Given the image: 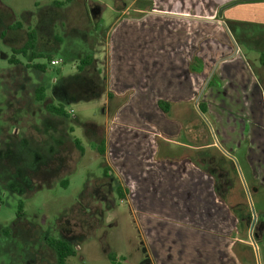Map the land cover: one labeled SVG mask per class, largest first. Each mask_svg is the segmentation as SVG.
<instances>
[{
    "label": "crops",
    "instance_id": "1",
    "mask_svg": "<svg viewBox=\"0 0 264 264\" xmlns=\"http://www.w3.org/2000/svg\"><path fill=\"white\" fill-rule=\"evenodd\" d=\"M154 1L140 17L122 12L115 19L111 39L126 48L108 46L106 81L92 55L80 68L94 76L93 95L106 94L113 114L100 143L108 169L121 180L118 189L138 210L148 256L137 261L251 264L253 241L243 237L241 208L217 181H224L221 157L230 152L255 177L264 174V46L256 65L238 44H264V0ZM151 16L153 29L131 27ZM196 20L206 33L196 35ZM159 100L170 102L167 114ZM195 101L215 121L211 130L188 117L192 110L185 106ZM91 131L99 140V127Z\"/></svg>",
    "mask_w": 264,
    "mask_h": 264
},
{
    "label": "rangeland",
    "instance_id": "2",
    "mask_svg": "<svg viewBox=\"0 0 264 264\" xmlns=\"http://www.w3.org/2000/svg\"><path fill=\"white\" fill-rule=\"evenodd\" d=\"M154 7V0H0V264H57L47 238L74 247L69 264H112L109 255L121 264H141L137 260L148 256L138 210L124 190L120 196L121 180L98 152L113 122L107 95H93L94 76L79 66L92 55L106 81L108 46L126 48L111 39L115 19L122 12L140 17ZM155 19L132 20L131 27L149 31ZM195 23L201 35V23ZM32 32L36 44L27 42ZM253 40L238 44L257 65L264 44ZM49 104L63 106L67 114L49 111ZM185 107L193 122L215 127L198 102ZM93 125L101 130L99 140ZM230 156L221 157L225 177L217 182L241 208L243 237L253 241L249 262L264 264V174L257 179L237 153Z\"/></svg>",
    "mask_w": 264,
    "mask_h": 264
},
{
    "label": "trees",
    "instance_id": "3",
    "mask_svg": "<svg viewBox=\"0 0 264 264\" xmlns=\"http://www.w3.org/2000/svg\"><path fill=\"white\" fill-rule=\"evenodd\" d=\"M67 1L70 2L72 0H67ZM33 34L34 33L32 32V33H29V35H28L27 42L29 41V44L30 43L36 44L37 39H36V36L35 37L33 36ZM21 51H22V49L18 50L16 53H19ZM41 56H42V54H38V53L34 54V57H41ZM12 59H14L16 61L15 58H12ZM195 59L197 61L199 58H195ZM50 60L52 61L53 59L50 57ZM92 61H93L92 57H86L85 59H82L79 68H82V67L88 65ZM260 63H261V65L264 66V51L260 55ZM37 67H39L42 71H44L46 69L44 65H37ZM158 103H159L160 108L164 111V113L167 114L169 112L170 102L166 101V100H159ZM199 108L203 113L207 112L206 105H204L202 102L199 103ZM47 109L53 113L58 114V115H66V111H65L63 106H55L53 104H49V105H47ZM75 142L78 145H80V142L78 140H75ZM103 145H104V143L102 141L101 144L98 146V150H99L100 154L104 155ZM119 192H120V196H122L123 193L121 192V189H119ZM22 207H23V205L20 204L19 213L21 212ZM47 244L56 252L57 264H69L68 259L70 257L76 255V250L74 249V247L71 246L68 242H66L65 240H63L61 238H47ZM109 258H110L112 264H120L117 262V258L115 256L109 255Z\"/></svg>",
    "mask_w": 264,
    "mask_h": 264
},
{
    "label": "built area",
    "instance_id": "4",
    "mask_svg": "<svg viewBox=\"0 0 264 264\" xmlns=\"http://www.w3.org/2000/svg\"><path fill=\"white\" fill-rule=\"evenodd\" d=\"M51 63H52V64H59L60 61H58V60H52Z\"/></svg>",
    "mask_w": 264,
    "mask_h": 264
},
{
    "label": "water",
    "instance_id": "5",
    "mask_svg": "<svg viewBox=\"0 0 264 264\" xmlns=\"http://www.w3.org/2000/svg\"><path fill=\"white\" fill-rule=\"evenodd\" d=\"M208 81H209V80H207V82L205 83L203 90L206 88V86H207V84H208ZM200 96H201V94H200L198 97L200 98ZM199 98H198V99H199Z\"/></svg>",
    "mask_w": 264,
    "mask_h": 264
}]
</instances>
